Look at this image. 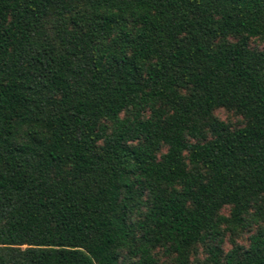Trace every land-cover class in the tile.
<instances>
[{"label":"trees","instance_id":"1","mask_svg":"<svg viewBox=\"0 0 264 264\" xmlns=\"http://www.w3.org/2000/svg\"><path fill=\"white\" fill-rule=\"evenodd\" d=\"M252 37L264 0H0V264H264Z\"/></svg>","mask_w":264,"mask_h":264},{"label":"rangeland","instance_id":"2","mask_svg":"<svg viewBox=\"0 0 264 264\" xmlns=\"http://www.w3.org/2000/svg\"><path fill=\"white\" fill-rule=\"evenodd\" d=\"M230 39H234V37H230ZM249 46L253 49L264 50V39L252 37L249 39ZM213 114L231 127H238L244 123V117L232 109L219 107L213 111ZM229 210L230 207L225 206L221 209V214L224 216L228 215ZM257 226L253 225L248 228H239L236 232L225 231L221 247L222 251L226 253L236 245L242 247L247 246L249 243L248 238L256 230ZM155 256L158 259V264H174V255L166 254L160 248L155 250ZM206 256V246L197 244L191 254V264H208L205 260Z\"/></svg>","mask_w":264,"mask_h":264}]
</instances>
